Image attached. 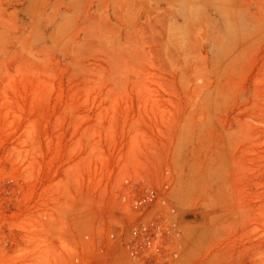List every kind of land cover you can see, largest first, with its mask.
<instances>
[{
	"label": "rangeland",
	"instance_id": "rangeland-1",
	"mask_svg": "<svg viewBox=\"0 0 264 264\" xmlns=\"http://www.w3.org/2000/svg\"><path fill=\"white\" fill-rule=\"evenodd\" d=\"M146 187L176 264H264V0H0V264H135Z\"/></svg>",
	"mask_w": 264,
	"mask_h": 264
},
{
	"label": "built area",
	"instance_id": "built-area-1",
	"mask_svg": "<svg viewBox=\"0 0 264 264\" xmlns=\"http://www.w3.org/2000/svg\"><path fill=\"white\" fill-rule=\"evenodd\" d=\"M157 202L158 193L152 187H146L132 199L131 210L136 217L125 245L135 264H176L172 230L153 212Z\"/></svg>",
	"mask_w": 264,
	"mask_h": 264
},
{
	"label": "bare ground",
	"instance_id": "bare-ground-1",
	"mask_svg": "<svg viewBox=\"0 0 264 264\" xmlns=\"http://www.w3.org/2000/svg\"><path fill=\"white\" fill-rule=\"evenodd\" d=\"M189 217V216H188ZM192 218H193V216H192ZM195 218H196V216H195ZM188 219V218H187Z\"/></svg>",
	"mask_w": 264,
	"mask_h": 264
}]
</instances>
